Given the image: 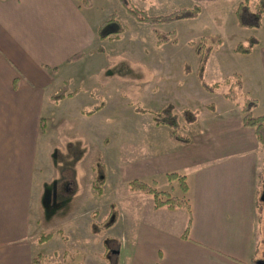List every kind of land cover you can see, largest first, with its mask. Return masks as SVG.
Returning <instances> with one entry per match:
<instances>
[{"label": "crops", "instance_id": "1", "mask_svg": "<svg viewBox=\"0 0 264 264\" xmlns=\"http://www.w3.org/2000/svg\"><path fill=\"white\" fill-rule=\"evenodd\" d=\"M141 1H146L151 13L164 5H173L177 10L196 5L201 9L199 18L222 10L234 15L243 0ZM249 2L254 5L257 0ZM88 12L75 0H0V264H34L38 246L35 238L41 230L61 220V228L73 226L78 231L83 202L93 196L103 197L104 192L99 197L92 188L97 180L92 163L81 156L74 164L75 172L68 171L66 165L73 155L67 145L80 144L85 153L88 147L91 151L98 146L99 136L93 143L92 118L96 116V122H103L107 128L113 125L103 115L108 106L103 96L109 90L98 92L86 87L81 91L79 84L102 70V63L107 61L97 32L101 23ZM262 29L263 19L257 30ZM262 35L263 39L257 38V45L247 54L251 65L249 90L242 81L243 91L257 101L258 112H264ZM99 47L103 52L98 51ZM96 54L105 59H90ZM69 71L73 75H67ZM67 79L71 81L70 90L79 92L52 102L50 96ZM78 96L88 97L90 109L99 101L105 106L94 116L83 115L90 109H75L73 103ZM225 102L219 115L205 106L195 110L196 120L188 126L194 128L188 144L171 140L168 128L156 127L149 114L134 112L140 117L150 116L152 128L138 132L136 152L144 148L146 154L133 167L120 166L118 176L122 182L128 186L132 180H167L168 174L175 173L178 178L184 177L187 187L183 191L184 204L174 209H154L150 195L131 191L140 200L145 198L147 216L156 222L154 228L146 226L143 230L150 242L142 264H255L262 254L264 208L258 212L257 195L264 183V148L258 145L253 130L243 126L239 108ZM73 109L78 111L71 114ZM142 124L151 127L138 121V125ZM163 127L166 132H159ZM125 140H129V134L122 139L123 144ZM107 141L104 138L102 143ZM131 148L128 144L126 150ZM54 151L61 152L58 163L52 159ZM114 156L110 154L105 164L115 173ZM102 167L105 170L104 163ZM55 183L61 185V194L69 199L61 217L48 223L42 212L43 198ZM186 205L191 222L185 238ZM111 207L112 204L108 206ZM85 211L91 209H85L84 214ZM89 222L90 227L96 223Z\"/></svg>", "mask_w": 264, "mask_h": 264}, {"label": "rangeland", "instance_id": "2", "mask_svg": "<svg viewBox=\"0 0 264 264\" xmlns=\"http://www.w3.org/2000/svg\"><path fill=\"white\" fill-rule=\"evenodd\" d=\"M127 2L129 6L145 12L148 16L168 15L177 10L173 5H164L151 13L146 1L143 3L141 0H127ZM86 4L87 7L83 8L89 10L88 13L92 18L97 16L99 24L114 17L122 29L119 40H104L102 43L107 57V61L102 63L104 68L91 78L79 81L81 91L86 87L89 90L96 88L98 92L109 90L108 94L103 96L108 102L103 115L107 116L108 122H112L113 125L107 128L105 124L102 125L103 122H96V116L92 118L93 143L99 136V141L96 143L98 146L94 149L97 147L98 149L90 151L88 147L85 153L80 144L67 145L68 148L73 149V155L66 161V165L69 166L68 171L75 172L77 167L74 164L83 156V161L87 160L93 164V177L104 181V194L101 198L93 196L89 201L83 202L78 231L73 226L68 229L61 228V220L58 225L51 224L52 228L41 230L35 238L38 246L34 264H142L141 258L147 247L149 248L150 242L143 230L146 226L154 228L156 222L151 216H147L145 198L141 201L135 196L138 194L129 190L127 183L122 182L118 176V170L121 165L129 164L133 167L140 156L146 154L144 148L136 152L137 135L139 131L150 129L152 126L150 116H137L130 105L149 111L162 110L164 113H174L179 116L181 123L180 113L186 108L195 111L212 104L215 107V114L219 115L227 103L222 94L224 89L208 94L201 88L196 76L201 61L195 54V46L202 39L207 41L209 37L220 38L222 45L214 47L209 60L203 65V80L207 84L222 83L237 73L246 85V90H249L250 58L248 55L234 54L232 50L237 43L244 42L249 36L263 39L264 18L263 29L260 31L238 29L235 26L233 13L230 14L228 10L186 20L184 22L187 25L184 22H173L170 25L157 27L163 34L173 31L176 35L174 40L159 46L156 44L157 40L151 31L152 28L134 21L126 14L118 0H86ZM90 59L105 58L96 54ZM69 73L70 71L66 74L73 75ZM86 98L88 97L78 96L73 103L75 109L81 107L90 109L92 106L86 103ZM75 109L71 114L78 111H74ZM202 117L203 114L200 118ZM138 121L148 123L151 127L138 125ZM166 129L163 127L158 131L166 132ZM193 130L194 128L188 127L181 133L189 136ZM126 134H129V140H125L124 145L122 139H125ZM104 138L108 141L102 143ZM127 143L133 149L126 150ZM110 154L115 155L114 159L117 162V166L113 169V171L117 170L115 173L106 168L105 162ZM51 156L55 163L61 160L60 151L52 152ZM103 163L105 170L102 167ZM262 181L264 182V175ZM155 182L148 183L153 184L156 189L165 192L169 197L184 199L183 185L179 178L160 181L155 179ZM261 190L262 187L257 195L258 212H262L264 208L260 201ZM161 197L167 198L163 194ZM62 199L65 197L61 194L60 184H52L46 190L42 212L48 223L54 217H61V212L67 210L63 205L69 198L67 197L65 201ZM110 204L113 206V211L108 208ZM85 209L91 211H85L84 214ZM94 210L96 212H92ZM114 219L116 223L107 228V224ZM89 220L96 223L90 227ZM260 232L264 234L263 227ZM45 235L48 236V240L40 244L39 238ZM261 242L264 240L261 239Z\"/></svg>", "mask_w": 264, "mask_h": 264}, {"label": "trees", "instance_id": "3", "mask_svg": "<svg viewBox=\"0 0 264 264\" xmlns=\"http://www.w3.org/2000/svg\"><path fill=\"white\" fill-rule=\"evenodd\" d=\"M79 7H87L86 0H75ZM119 3L125 9L126 14H128L134 21L140 24H145L150 26L152 33L157 40V43L162 45L168 43L172 39L174 40L176 35L173 31L163 34L157 28L160 25L172 24L173 22H178L181 20H191L199 16L201 9L198 6H193L191 9H178L173 11L168 15L163 16H148L145 12L140 11L136 8L129 6L127 0H118ZM264 17V0H257L254 5H251L249 0H243L237 6L234 12L235 26L241 30H257L262 26V19ZM122 34V29L119 26V22L116 18L111 17L107 20L101 22L98 27V38L100 41L109 40L116 41L119 40ZM208 42V43H206ZM258 39L254 36H249L244 42L237 43L233 52L237 54L247 55L250 53L253 46L257 45ZM222 44V40L216 37H209L206 41H200L195 46V54L200 58V66L196 73L198 81L201 88L208 94H214L222 89L223 97L233 103L239 108L242 116V124L244 127L252 129L260 147L264 148V112H258L257 101L249 97L243 91V84L241 77L238 74H233L231 79H227L222 83L215 82L213 84H207L203 80L202 68L203 65L208 61L209 55L215 46ZM99 52H103L102 47L98 48ZM187 68V67H186ZM70 79L63 82L61 88L57 90L50 96V100L54 103L59 102L65 98H71L75 96L79 91L77 89L70 90ZM225 87V88H224ZM105 104L103 101H99L98 104L88 111H83V115L91 116L98 113L104 108ZM206 109L214 112V106L208 104L205 106ZM133 111L137 114H149L152 117V121L156 127L165 126L168 128V136L171 140L180 143L188 144L190 139L185 136L181 131L185 130L189 125L193 124L197 117V111H192L189 109H184L180 113L182 123L179 121V116L174 113H164L162 110L159 111H148L139 107H134ZM179 175L175 173H170L167 175L168 179L178 178ZM182 185L183 191L187 189L186 184L183 182L184 177H179ZM153 184L155 182H152ZM153 184L144 182L142 180H132L128 183L129 190L136 193L148 194L153 199V208L159 209L161 207H167L169 209H174L179 205L184 204V199H177L174 197H169L165 192L159 191L153 186ZM103 182L95 180L93 182L94 193L101 197L103 194L102 190ZM167 196V198L161 197V195ZM176 203V204H175ZM178 203V204H177ZM186 204V203H185ZM188 213V222L185 233L183 236L186 238V234L190 227L191 213L189 211L188 205H186ZM113 211V207L110 209ZM116 223L115 219L107 224V228L112 227ZM48 240V236H41L39 238V243L43 244ZM35 260V257H34Z\"/></svg>", "mask_w": 264, "mask_h": 264}, {"label": "flooded vegetation", "instance_id": "4", "mask_svg": "<svg viewBox=\"0 0 264 264\" xmlns=\"http://www.w3.org/2000/svg\"><path fill=\"white\" fill-rule=\"evenodd\" d=\"M260 201H261V204L264 205V183L262 185V190L260 193ZM257 262H260V264H264V250H263L262 254L260 255V257L255 261V263H257Z\"/></svg>", "mask_w": 264, "mask_h": 264}, {"label": "water", "instance_id": "5", "mask_svg": "<svg viewBox=\"0 0 264 264\" xmlns=\"http://www.w3.org/2000/svg\"><path fill=\"white\" fill-rule=\"evenodd\" d=\"M256 264H260V262H257Z\"/></svg>", "mask_w": 264, "mask_h": 264}]
</instances>
